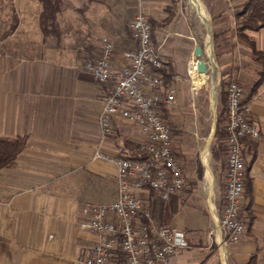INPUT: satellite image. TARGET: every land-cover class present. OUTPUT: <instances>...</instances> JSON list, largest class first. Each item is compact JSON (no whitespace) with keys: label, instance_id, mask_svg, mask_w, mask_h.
<instances>
[{"label":"crops","instance_id":"0c3cea01","mask_svg":"<svg viewBox=\"0 0 264 264\" xmlns=\"http://www.w3.org/2000/svg\"><path fill=\"white\" fill-rule=\"evenodd\" d=\"M222 1L225 6L214 13V31L220 34L215 40L217 62L220 71H228L230 82L244 87L251 121L261 135L243 144L246 179L252 187L251 198L243 199L244 218L248 220L245 208L251 203L252 222L239 243L220 251L210 244V233L222 192L212 186L215 210L209 206L206 186L204 193L200 187L195 191L200 199L185 193L186 188L172 197L173 203L187 202L170 223L186 231L190 247L167 264H264V83L250 94L260 66L251 56H241L246 47L237 37L234 11L242 0ZM135 4L138 12L155 22L152 44L172 69L169 85H175L182 96L200 31L182 10L168 12L174 0H136ZM100 31L101 38L108 37L114 44L111 63L118 70L124 63L123 52L136 45L125 23ZM249 34L264 52V28ZM85 48L82 59L57 55L53 49L48 56H20L0 46V137H28V146L16 163L0 174V264H80L94 241L93 235L80 229L81 207L110 203L117 197V167L95 159V153L129 157L130 144L141 145L143 140L136 126L120 118L114 120L112 134L102 133L101 98L111 87L98 83L85 67L86 60L99 59L101 42ZM197 200L206 205L202 219ZM186 207L190 221L183 218ZM155 212L159 222L158 207Z\"/></svg>","mask_w":264,"mask_h":264},{"label":"built area","instance_id":"2783aa9c","mask_svg":"<svg viewBox=\"0 0 264 264\" xmlns=\"http://www.w3.org/2000/svg\"><path fill=\"white\" fill-rule=\"evenodd\" d=\"M129 30L136 49L123 52L124 63L118 70L112 67L115 48L108 37L102 38L99 59L86 62L85 67L98 83L111 87L110 93L101 98L102 133L112 134L117 118L136 126L143 136L141 149L148 157L138 160L95 153V159L116 165L117 197L110 203L81 207L80 229L93 235L94 241L80 264H167L190 247L186 231L173 223L160 224L151 207L152 201L166 203L187 185L184 163L177 156L172 129L164 115V110L176 102L177 88L166 84L157 72L164 62L152 44V25L147 15L139 12ZM197 72L198 59L193 55L187 66L191 83ZM244 94L238 82L227 85V167L220 211L210 233L222 252L239 243L247 232L243 144L261 136L251 121ZM208 202L216 210L213 191Z\"/></svg>","mask_w":264,"mask_h":264},{"label":"rangeland","instance_id":"374dc122","mask_svg":"<svg viewBox=\"0 0 264 264\" xmlns=\"http://www.w3.org/2000/svg\"><path fill=\"white\" fill-rule=\"evenodd\" d=\"M136 0H64V11L58 17L62 31L60 40L54 37L44 38L39 28V15L42 10L39 0H0V46L3 51L20 56H48V50L53 49L57 55L63 57L77 56L84 58L86 46L102 41L101 28H117L121 23L132 22L137 16ZM206 9L211 32V48L207 43L208 30L193 10L189 0H175L172 10H182L197 26L201 33V46L214 57L215 73L212 74V64L209 62L208 79L204 85L193 90L191 80H185L186 90L177 94L176 102L167 110L166 119L172 129L175 150L184 163L187 176L185 193L193 194L198 187L203 192L204 186L208 191L205 180L206 166L202 161V154L208 149L210 156V171L213 177V186H218L221 192L224 189L226 157L215 160L212 156V147L215 144V135L208 145L215 120L220 110L221 71L217 62L218 48L214 40V13L218 8L225 6L222 0H200ZM212 13V14H211ZM18 18V26L13 34L4 37L9 30L14 17ZM125 20L127 22H125ZM250 35V34H249ZM240 40V39H239ZM241 41V40H240ZM242 42V41H241ZM245 58L252 56L250 49L245 45ZM102 47V44H101ZM212 52V53H211ZM209 57V56H208ZM64 58V59H66ZM93 61V60H92ZM209 61V59H208ZM216 83V99L213 102L212 84ZM227 112V109H226ZM216 117V119H215ZM217 122V120H216ZM217 126V124H216ZM216 134V131H215ZM217 181H219L217 185ZM216 182V183H215ZM185 190V189H184ZM206 191V192H207ZM204 193V192H203ZM195 197L200 198L199 193ZM222 194V193H221ZM205 198H206V194ZM198 201V200H197ZM199 218L202 219L204 205L198 201ZM183 218L190 221L188 207ZM158 216V214H157ZM211 240V238H210ZM217 245L211 240L210 244Z\"/></svg>","mask_w":264,"mask_h":264},{"label":"trees","instance_id":"16d2710c","mask_svg":"<svg viewBox=\"0 0 264 264\" xmlns=\"http://www.w3.org/2000/svg\"><path fill=\"white\" fill-rule=\"evenodd\" d=\"M42 6V10L39 15V28L44 38L54 37L57 40L61 38V28L58 22V17L64 11V0H39ZM174 0V5H175ZM173 6L168 8V12H171ZM234 19L236 23V31L237 37L244 42L245 45L250 49L252 54V58L258 63L260 66L259 70V79L253 86V91L250 93L252 94L256 88H258L262 83H264V52L259 51L256 48V43L254 39L249 35V32L259 31L260 29L264 28V0H242V4L237 7L234 11ZM152 25V39L154 36L155 30V22L149 20ZM127 27V31L132 38L131 32L129 30V23H125ZM18 26V18L15 16L12 20L9 30L4 34V37H9L11 34L14 33ZM219 33L214 31V40L218 39ZM133 40V38H132ZM201 41V38H199ZM135 43V42H134ZM136 45V44H135ZM217 47V46H216ZM101 56V55H100ZM83 59V57H82ZM92 60H86V62ZM168 64H163V67L158 69L159 72L166 84L169 85L171 78L173 76V72L171 68H168ZM228 71L226 69H221V93H220V110H218V119H217V126H216V142L212 147V156L215 160L222 158L224 155L226 157L227 153V133L225 131V126L227 123V112H226V88L227 85L230 83L228 78ZM233 82V81H231ZM236 82V81H235ZM240 84V83H239ZM247 101L244 100L246 104ZM167 110H164V115L166 117ZM174 142V140H173ZM130 143H128L129 145ZM28 146V137H16V138H1L0 137V174L4 169H7L13 166L16 163L19 155L26 149ZM130 149L132 151V155L128 158L132 159H146L148 154L145 153L141 149V145L138 144H130ZM177 153V152H176ZM180 160L181 157L177 154ZM224 170L226 173V160L224 162ZM247 175V173H246ZM187 187V185H186ZM185 187V189H186ZM251 182L246 179L245 183V194L244 197L250 199L251 198ZM187 200H182L180 204L173 203L172 198L170 201L163 203L159 202L160 205L157 206L158 201H152L151 207L154 210V216L156 208L158 207V217L160 224H169L171 220L175 217L178 213L180 207H183L186 204ZM250 206L251 203L245 208V211L248 214V220L246 223L248 225L252 222V217L250 214Z\"/></svg>","mask_w":264,"mask_h":264},{"label":"bare ground","instance_id":"6f19581e","mask_svg":"<svg viewBox=\"0 0 264 264\" xmlns=\"http://www.w3.org/2000/svg\"><path fill=\"white\" fill-rule=\"evenodd\" d=\"M193 10L197 13V15L199 16L201 22L205 25V27L209 28V19H208V16H207V13H206V9L204 8L203 4L201 3L200 0H189ZM208 33H209V30H208ZM207 43H208V46L209 48H211V35L209 33V36L207 38ZM212 53V52H211ZM206 54L209 59V62H211V64L213 65L212 66V74L214 75L215 73V64H214V58H213V55L210 54L209 52L206 51ZM208 73L206 74H202V73H194L192 75V88L193 90H198L200 89L204 83L206 82V79H208ZM212 97H213V102H215V99H216V83L213 82L212 84ZM202 161L204 163V165L206 166V175H205V180H206V183L208 185V189H209V192L212 193V184H213V177H212V173L210 171V156H209V152H208V149H206L204 151V153L202 154Z\"/></svg>","mask_w":264,"mask_h":264},{"label":"water","instance_id":"95a60500","mask_svg":"<svg viewBox=\"0 0 264 264\" xmlns=\"http://www.w3.org/2000/svg\"><path fill=\"white\" fill-rule=\"evenodd\" d=\"M208 30H209V32H211L210 27L208 28ZM211 40H212V38H211ZM194 55L198 59V72L202 73V74L208 73L209 61H208V58L206 56L205 50L201 46H197L195 48ZM215 119H216V117H215ZM216 120H215V124H214L213 130H212L211 137L208 141V145H210V143H211V141L215 135L216 124H217Z\"/></svg>","mask_w":264,"mask_h":264}]
</instances>
